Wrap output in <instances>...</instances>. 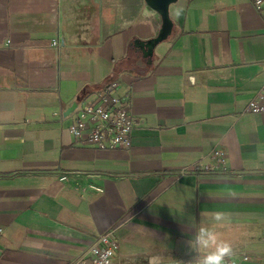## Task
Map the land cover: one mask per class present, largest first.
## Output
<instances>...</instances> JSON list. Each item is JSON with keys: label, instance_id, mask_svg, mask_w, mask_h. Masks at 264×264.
<instances>
[{"label": "crops", "instance_id": "0c3cea01", "mask_svg": "<svg viewBox=\"0 0 264 264\" xmlns=\"http://www.w3.org/2000/svg\"><path fill=\"white\" fill-rule=\"evenodd\" d=\"M169 17L148 62L134 40L162 19L145 0H0V264H64L109 230L122 259L160 264L214 211L240 264H264V112L243 111L263 19L251 0H175ZM109 80L136 120L129 148L69 131L68 107Z\"/></svg>", "mask_w": 264, "mask_h": 264}, {"label": "built area", "instance_id": "2783aa9c", "mask_svg": "<svg viewBox=\"0 0 264 264\" xmlns=\"http://www.w3.org/2000/svg\"><path fill=\"white\" fill-rule=\"evenodd\" d=\"M255 9L260 13L264 22V0H251ZM52 46L58 49L61 41L58 34L52 38ZM264 64V60L261 62ZM244 112H264V80L248 98ZM73 122L69 131L93 144L100 149L129 148L132 144V133L136 127L135 117L130 111L126 99L119 93V83L109 80L92 95L84 96L78 101L71 111ZM223 152L218 151V157L222 160ZM70 175L79 176L74 170L63 172L60 180H67ZM90 175V173H86ZM91 188L100 190L97 185L90 184ZM3 226L0 225V237L3 234ZM109 230L98 234L89 246L79 255L64 264H134L118 256V242ZM232 257L227 264H240L249 260L247 251L233 249ZM191 253L176 258L162 261L160 264H188Z\"/></svg>", "mask_w": 264, "mask_h": 264}, {"label": "clouds", "instance_id": "9594fccd", "mask_svg": "<svg viewBox=\"0 0 264 264\" xmlns=\"http://www.w3.org/2000/svg\"><path fill=\"white\" fill-rule=\"evenodd\" d=\"M228 217L224 211H214L201 220V226L194 229L192 238L187 241L191 253L188 264H227L233 255L232 244L208 224H222Z\"/></svg>", "mask_w": 264, "mask_h": 264}, {"label": "water", "instance_id": "95a60500", "mask_svg": "<svg viewBox=\"0 0 264 264\" xmlns=\"http://www.w3.org/2000/svg\"><path fill=\"white\" fill-rule=\"evenodd\" d=\"M173 1L175 0H145L146 4L157 11L162 19L161 26L155 36L145 40H134L135 45L141 49L142 55L147 58L148 62L151 61L155 45L164 40L171 31L172 22L169 17V4ZM75 105L76 102L68 107L66 113H70Z\"/></svg>", "mask_w": 264, "mask_h": 264}]
</instances>
